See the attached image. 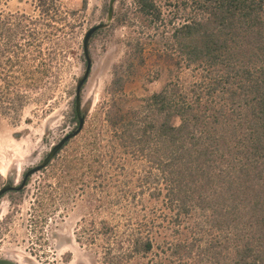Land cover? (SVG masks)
<instances>
[{"label": "trees", "instance_id": "1", "mask_svg": "<svg viewBox=\"0 0 264 264\" xmlns=\"http://www.w3.org/2000/svg\"><path fill=\"white\" fill-rule=\"evenodd\" d=\"M7 1L0 0V113L18 119L48 72L46 51L56 56L65 17L61 0H33L37 15L8 12ZM117 19L139 24L141 34L160 30V58L194 78L130 97L116 71L89 132L84 125L80 144L53 171L61 182L86 168L100 179L117 160L143 165L140 192L126 201L146 209L155 201V217L129 233L105 223V264L155 248L166 264H264V0H130ZM141 44L137 38L133 49ZM73 120L77 129L75 109ZM161 229L171 236L162 243Z\"/></svg>", "mask_w": 264, "mask_h": 264}, {"label": "rangeland", "instance_id": "2", "mask_svg": "<svg viewBox=\"0 0 264 264\" xmlns=\"http://www.w3.org/2000/svg\"><path fill=\"white\" fill-rule=\"evenodd\" d=\"M109 2L60 1L65 20L59 22L54 39L60 43L56 56L51 58L48 51L44 56L48 72L41 74L38 85L29 90L18 119L0 113V189L11 180L18 185L55 144L76 130L73 113L77 85L86 71L84 37L90 27L107 22ZM129 4L130 0H118L113 21L90 40L92 70L81 93L86 132L99 106L109 98L116 71L123 77L122 92L130 97L148 96L178 77L187 83L194 78L189 69L179 70L160 58L165 40L160 30L154 28L145 35L139 24L118 21ZM2 9L38 14L33 0H8ZM137 38L142 44L133 49ZM141 48L142 56L138 52ZM86 132L69 139L57 159L54 157L45 170L30 176L22 190L10 191L0 198V257L23 264H105L104 253L109 245L99 238L104 235L105 223L118 227L120 233H129L137 221L155 217L149 210L155 201H149L147 209L126 201L128 195L140 192L144 168L135 160L106 163L104 169L108 170L100 179L86 168L82 175L74 170L59 182L54 169L75 151ZM161 231L160 243L162 238L171 237L169 230ZM159 250L155 248L147 256H126L119 264H166L168 260L160 259L163 252L155 255Z\"/></svg>", "mask_w": 264, "mask_h": 264}, {"label": "water", "instance_id": "3", "mask_svg": "<svg viewBox=\"0 0 264 264\" xmlns=\"http://www.w3.org/2000/svg\"><path fill=\"white\" fill-rule=\"evenodd\" d=\"M117 1L118 0H110V2H109L107 22L99 23V24H96V25L90 27L88 29L85 37H84V53H85V58H86V71H85L83 77L79 80V83L77 85L76 99H75V110H76V113H77L79 120H80L79 127L74 132L69 133L68 135L63 137V139L59 143L55 144L52 147V149L50 150V152L48 153V155L46 156V158L43 160V162L40 165L33 167L32 169L28 170L24 174L22 181L18 185L15 182H13L12 180L9 183L5 184L0 189V198L10 191L22 190L27 185L29 177L32 176L34 173L46 168L50 164V162L54 159V157L58 154V152L63 147V145L69 139H71L73 136H76L82 130L84 123H85V117L82 114V107H83L82 103L83 102H82L81 93H82L83 86L86 83L87 79L89 78V75H90L91 70H92V59L90 56V49H89L90 40H91V38L95 32H97L99 29L107 26L109 23H111L113 21ZM0 264H23V263L15 261V260L10 259V258L0 257Z\"/></svg>", "mask_w": 264, "mask_h": 264}]
</instances>
